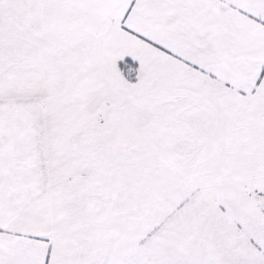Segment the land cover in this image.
<instances>
[{
    "label": "snow or ice",
    "instance_id": "snow-or-ice-1",
    "mask_svg": "<svg viewBox=\"0 0 264 264\" xmlns=\"http://www.w3.org/2000/svg\"><path fill=\"white\" fill-rule=\"evenodd\" d=\"M0 264H264V0H0Z\"/></svg>",
    "mask_w": 264,
    "mask_h": 264
}]
</instances>
